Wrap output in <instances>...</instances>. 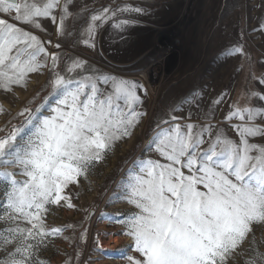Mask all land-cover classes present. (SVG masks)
<instances>
[{
	"label": "snow or ice",
	"instance_id": "6c2138e0",
	"mask_svg": "<svg viewBox=\"0 0 264 264\" xmlns=\"http://www.w3.org/2000/svg\"><path fill=\"white\" fill-rule=\"evenodd\" d=\"M71 3L0 0V88L26 87L30 73L48 69L51 91L45 104L52 113L37 115L44 105L37 114L26 107L18 113L25 116L23 124L0 138V184L5 193L0 205V223L5 225L0 229V264H43L37 255L40 248L49 236L64 230H46L42 218L48 206L65 200L74 207L70 197L62 195L65 189L87 178L145 115L138 110L143 103L139 82L92 72L81 59H73L62 73L60 55L45 46L59 49V43L52 45L10 22L43 30L41 21L47 19L59 36H71L66 24L74 15ZM144 11L130 5L99 9L90 16L83 43L94 48L89 41L106 23L122 34L137 21L119 17ZM242 51L237 45L229 54ZM253 78L264 85V78ZM249 98L264 100V95L252 91ZM222 102L223 96L213 101ZM205 118L214 119V113ZM233 118L241 121L230 125L238 142L211 123H173L152 138L146 151L155 150L166 162L138 160L120 186V198L137 209L124 221L126 232L121 233L133 238L140 255L128 256L129 264H229L253 226L264 224V144L250 142L264 136V126L255 123L264 120V107L233 102L225 120ZM160 124L168 125L169 120ZM25 126H30L28 131ZM102 216L120 222L116 214ZM257 258L264 264V253L258 252L247 264H257Z\"/></svg>",
	"mask_w": 264,
	"mask_h": 264
},
{
	"label": "rangeland",
	"instance_id": "374dc122",
	"mask_svg": "<svg viewBox=\"0 0 264 264\" xmlns=\"http://www.w3.org/2000/svg\"><path fill=\"white\" fill-rule=\"evenodd\" d=\"M80 1L72 0L70 5L74 15L66 24L71 36L45 35L44 29L54 28L47 19L41 21L43 30L15 20L10 22L43 41L50 40L52 45L59 43V49L45 46L49 52L60 55L62 73L73 59H81L87 61L92 72L139 82L143 87L138 94L143 103L138 110L145 115L131 136L117 141L88 172L87 178L81 177L77 184L65 189L62 195H68L74 207H68L65 200L48 206L42 218L46 230H64L57 236H49L37 255L43 264H129L128 256L140 258V255L135 251L133 238L121 233L126 232L124 221L137 209L120 198V186L138 160L166 162L155 150L146 151L156 133L173 123L182 126L211 123L238 142L230 125L241 121L225 120L233 102L240 107H264V100L249 98L252 91L264 95V85L253 78H264V30H261L264 0H84L85 7L79 9L75 5ZM125 5L145 11L119 17L137 21L127 28L130 32L121 34L106 23L115 35V43L121 46L113 48L110 58L94 55V48L83 43L88 39L84 33L90 16L104 7ZM2 18L8 17L4 14ZM103 26L97 30L102 31ZM95 42L97 45L99 38ZM89 43H93L92 39ZM237 45L242 47V53L230 55L229 50ZM50 78L49 70L44 69L41 73H30L26 87L0 88V138L23 124L25 116L18 113L26 107L37 114L35 110L44 105L37 115L52 114L45 104L51 91L47 87ZM221 96L223 102L214 104ZM213 113L214 119L205 118V114ZM170 116L177 120L171 121ZM162 120H169V124H160ZM255 123L264 126V120L257 119ZM29 127L25 126V131ZM250 142L264 144V136L251 138ZM9 170L16 171L14 167ZM4 203V185L0 184V205ZM102 213L116 214L115 219L120 222L105 219ZM4 227L0 223V229ZM257 252L264 253V224L253 226L229 264H247ZM257 264H261L258 258Z\"/></svg>",
	"mask_w": 264,
	"mask_h": 264
},
{
	"label": "crops",
	"instance_id": "0c3cea01",
	"mask_svg": "<svg viewBox=\"0 0 264 264\" xmlns=\"http://www.w3.org/2000/svg\"><path fill=\"white\" fill-rule=\"evenodd\" d=\"M83 1L84 0H81L79 3L75 5V7L79 9H83V7H85V4H86ZM103 28L104 29L102 31L97 30L92 38L93 43H95V47L92 52L94 55L98 53V57L100 58L102 57L105 59V58H110L109 54L113 53L114 51L113 48H116V46L119 48L121 44L115 43L116 41L115 35L113 34L112 30L107 26V24H104ZM128 29H130V26L128 27ZM128 29H126L125 31L130 32V30ZM43 33L47 36L56 35L59 37V35L56 33L55 26L54 28L50 27V28L44 29ZM96 38H99V42L97 45L95 42ZM82 39H84V36H82ZM96 48H97V52H96Z\"/></svg>",
	"mask_w": 264,
	"mask_h": 264
}]
</instances>
